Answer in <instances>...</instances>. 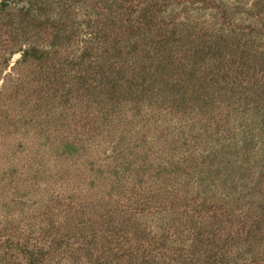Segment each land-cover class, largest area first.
Segmentation results:
<instances>
[{"label": "rangeland", "instance_id": "rangeland-1", "mask_svg": "<svg viewBox=\"0 0 264 264\" xmlns=\"http://www.w3.org/2000/svg\"><path fill=\"white\" fill-rule=\"evenodd\" d=\"M0 264H264V0H0Z\"/></svg>", "mask_w": 264, "mask_h": 264}]
</instances>
